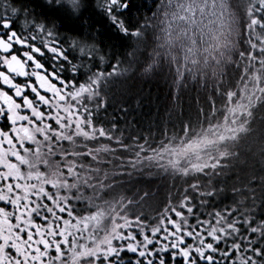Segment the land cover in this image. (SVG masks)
<instances>
[{
  "label": "snow or ice",
  "instance_id": "obj_1",
  "mask_svg": "<svg viewBox=\"0 0 264 264\" xmlns=\"http://www.w3.org/2000/svg\"><path fill=\"white\" fill-rule=\"evenodd\" d=\"M45 3L84 21L95 0ZM154 4L152 17L134 28L124 18L133 0H99V24L107 21L119 36L136 37L138 43L151 29L155 47L144 74L166 67L177 90L201 82L213 89L210 113L201 108L195 125L189 118L156 147L139 134L125 138L115 114L111 127L106 122L111 88L127 71L120 59L105 66L101 53L100 64L78 83L83 65L69 56L55 23L49 28L29 20L26 9L7 0L11 17L7 10L0 14V264H119L126 252L135 264H264V217L257 221L246 208L241 211L242 202L217 206L229 173L251 152L250 138L264 157V0H243L239 8L232 0ZM69 48L93 61L99 51L80 40ZM49 53L46 65L39 57ZM65 65L71 66V79L63 75ZM229 69L238 73L235 86L226 84ZM120 112L128 109L121 105ZM121 152L133 155L124 159ZM117 160L124 169L120 175L157 167L187 187L154 223L130 218L133 200L104 199L115 188L104 169L115 170ZM258 182L264 185V176L245 185L253 200ZM232 192L245 195L235 186ZM149 197L145 192L140 199ZM73 200L95 210L78 216Z\"/></svg>",
  "mask_w": 264,
  "mask_h": 264
},
{
  "label": "trees",
  "instance_id": "obj_2",
  "mask_svg": "<svg viewBox=\"0 0 264 264\" xmlns=\"http://www.w3.org/2000/svg\"><path fill=\"white\" fill-rule=\"evenodd\" d=\"M238 0H232L235 7ZM27 6H33L36 13L46 15L47 19L55 23L62 34H66V44L70 57L75 56L74 63L80 67V75L76 76L77 82H83L86 79V74L93 64H100L99 57L101 53L105 56L104 65L108 62H114L113 57L122 61L121 68L126 69L124 76L117 80V83L112 86L109 95L112 99L109 101L110 106L107 110V123L111 127L113 114L119 120V128L123 131L125 138L129 136H140L148 139L153 147L158 146L162 141H165V133L168 137L178 133L181 125L187 123L189 118L193 124L199 110L204 109L210 113V95L212 94V85L209 83L207 88L201 86V83H189L187 87L177 90L172 84V78L168 75L167 68L157 70L154 74H144V68L151 63L153 59V43L155 37L151 29L148 30V36L139 38L119 36L108 24L104 21L102 26L99 22L102 16L99 15V0L88 7L84 11V21H74L63 16V13L53 12L49 7L41 5L36 0H23ZM134 8L130 10V14L124 18L131 27H139L149 17H152L156 12L154 0H133ZM49 8V9H48ZM138 9V11H137ZM83 11V9H82ZM241 14V11H240ZM59 17V18H58ZM86 21V22H85ZM96 25V27H90ZM91 37V38H90ZM76 40L88 45L95 44L99 51L95 53L96 60H90L86 56L81 59V53L78 49L72 50L69 46ZM68 78L73 77L71 66L68 65ZM238 73L229 69V75L225 77L226 84L236 85ZM217 99V107H220L219 98ZM124 105L128 112L124 115L120 112V106ZM264 113V108L260 110ZM101 118L104 114L101 113ZM203 119V117H201ZM135 121V123H133ZM117 135H120L118 132ZM107 143V141H102ZM131 144V140H127ZM251 152L241 158L240 164L229 173L230 178L227 180L221 197L217 198V206H234L235 202H242L241 211L245 208L254 218L259 221L264 217V185L259 182L255 187V200L251 198V194L245 188L249 178L256 176L257 178L264 176V157L259 155V145L256 143L255 137L248 141ZM124 159H128L133 154L129 152L119 153ZM246 161V163H245ZM166 163V159L164 161ZM112 166V165H108ZM113 167V166H112ZM124 171L119 167V160L116 162V169L111 178L115 188L104 196V199H120L121 197L134 202L129 206L128 216H143L146 221L155 222L158 212L162 211L165 205L178 192L182 193L187 187L183 179H178L173 174L165 173L157 167L141 168L133 172L131 176L120 175L119 172ZM127 171H132L128 168ZM233 186L243 188L245 195H233ZM147 192L150 197L141 201L140 197ZM88 195H92L91 191ZM222 201V202H220ZM102 203V201H97ZM71 207L74 213L78 216H85L91 209L86 202L77 203L72 201ZM211 211V208L205 212ZM109 223V222H108ZM125 264H135L136 258L132 253H122Z\"/></svg>",
  "mask_w": 264,
  "mask_h": 264
},
{
  "label": "flooded vegetation",
  "instance_id": "obj_3",
  "mask_svg": "<svg viewBox=\"0 0 264 264\" xmlns=\"http://www.w3.org/2000/svg\"><path fill=\"white\" fill-rule=\"evenodd\" d=\"M36 1H38L41 5L48 7L47 4L45 3V0H36ZM15 4L17 7L22 6L24 9L27 10V13L30 14L28 16L29 20L34 19L35 21H38L40 23H47L49 28L52 27V24H53L52 21L48 20L46 15H39L38 13H36V11L34 10V7L32 5L27 6L26 4L23 3V0H15ZM5 10L8 11L9 16L11 17V11H10V9L7 8V0H3V3H0V14H3L5 12ZM12 18H14V17H12ZM19 25L22 27V30H23V28L25 26V19H24L23 15H21ZM56 28L59 32L58 38L63 40L64 47L67 48L66 37H65L66 34H62L57 26H56ZM50 57H51V54L49 53V54H46L44 57H39V59L41 60V62H43L47 65V64L51 63ZM65 68H66V71L63 73V75L68 77V75H67L68 65H65ZM3 124H4V121L2 119H0V125H3Z\"/></svg>",
  "mask_w": 264,
  "mask_h": 264
},
{
  "label": "rangeland",
  "instance_id": "obj_4",
  "mask_svg": "<svg viewBox=\"0 0 264 264\" xmlns=\"http://www.w3.org/2000/svg\"><path fill=\"white\" fill-rule=\"evenodd\" d=\"M242 3H243V0H238L237 1V5H238V8H239V6L240 5H242ZM240 11H241V14L240 15H243V10H242V8L240 9ZM105 171H108L109 173H110V180H109V183H112V182H110L111 181V178H112V176L114 175V172H115V170H113V167L112 166H108L107 168H105L104 169ZM51 191H53V192H55V189H52ZM67 218V217H66ZM38 223H42V221H37ZM109 224H110V222H109ZM101 236L103 235V233H101L100 234ZM81 242H87L86 241V239L85 240H83V241H81ZM116 245H118V246H124V245H126V243H127V241H115L114 242ZM129 253H131V252H129ZM118 259V258H117ZM126 262H125V260H120L119 261V264H125ZM114 264H115V261H114Z\"/></svg>",
  "mask_w": 264,
  "mask_h": 264
}]
</instances>
